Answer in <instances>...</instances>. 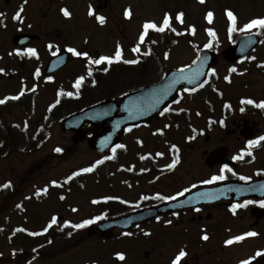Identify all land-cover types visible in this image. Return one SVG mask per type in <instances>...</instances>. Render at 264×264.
Instances as JSON below:
<instances>
[{
	"label": "flooded vegetation",
	"instance_id": "flooded-vegetation-1",
	"mask_svg": "<svg viewBox=\"0 0 264 264\" xmlns=\"http://www.w3.org/2000/svg\"><path fill=\"white\" fill-rule=\"evenodd\" d=\"M89 1L0 0V69L3 70L0 72V83L18 79L23 87L17 93L23 90V96L34 97L42 90L41 84L57 80L74 61H82L83 70L86 68L80 76L87 73V59L73 57L67 49L73 48V33H88ZM92 5L98 9V16L106 18L104 24L97 21V25L113 21L112 0ZM21 8L20 19H14ZM61 9H67L71 13L70 18H66ZM259 18H264V15ZM50 22L54 24L49 25ZM245 33L258 36L259 41L254 48L234 61L224 59L223 49H210L215 52L214 63L202 83L203 87L200 84L187 92V88L182 87L177 100L166 108L168 111H163V115L129 127L132 131L127 128L118 144L124 147L115 146V152L112 149V152L101 155L100 160L104 163L98 165L100 168L94 172L100 181L110 173L108 168L111 164L122 161V157L128 158L122 169L112 171L114 175L117 173V193L101 201L104 207H108L107 211H114L111 217L125 216L176 200L181 202L174 209L134 225L130 230L116 228L114 234L108 237L99 232L92 235L87 232L81 243L90 245L92 240L94 248L84 251L83 261L76 264H172L181 250L187 253L181 264H240L245 259L251 260L252 264H264V256H255L257 251L264 253V207L260 206V202L264 201V141L251 148L248 143L264 136V109L241 102L247 99L255 103L264 101V67H260L264 65V30L253 29ZM24 34L35 35V39L21 45L18 37ZM227 34L228 31L226 39ZM236 43L226 40L225 47ZM49 44L53 45L52 49L48 48ZM207 45L215 48L216 42L211 40ZM28 48H35L39 58L28 55ZM196 49L197 58L202 51L198 47ZM206 49L209 48L206 46L203 50ZM151 50V47H146L144 54L134 52V58L127 59L139 61L134 65L124 64L122 58L111 65L108 72H104L101 66L95 68L100 77L111 78L110 85L99 91L101 96L120 98V94L117 97L119 85L128 83L132 92L162 80L159 74L152 77ZM78 51L85 52L82 49ZM149 51L150 54H146ZM17 52L21 54L17 55ZM53 52L57 54L53 55ZM60 54H63L61 62H68L47 73L51 69L49 62ZM233 67L237 69L236 73L230 72ZM37 69L40 70V77L35 76ZM212 70H215V75H209ZM48 77L52 80L49 81ZM147 79L149 82L144 85L137 84ZM30 81H34V86L28 88ZM34 87L35 92L31 91ZM169 112L176 113L170 124L166 122L171 117ZM174 126L177 127L179 152L169 155L165 139L168 129ZM142 128L149 129L150 134H136ZM161 131L163 134H160ZM127 135L133 136L129 143L131 150L124 140ZM127 151L131 152L125 153ZM249 151L251 156L246 154ZM177 155L179 163L174 169H169L167 166ZM237 156L242 158L233 159ZM225 165L232 169V172L223 173L227 177L225 180L203 183L214 175L222 174L221 169ZM240 176L249 179L240 180ZM193 185L196 187L193 188ZM185 189L190 191L178 196ZM202 193L209 195L202 196ZM158 194L177 196V199H156ZM145 196L149 199H142ZM108 197L113 199L105 202ZM247 200L253 203L238 209L236 214L230 211L233 204H243ZM196 208L200 211H195ZM102 221H97L95 225ZM250 231L256 232L257 236L247 237L230 246L226 244L228 239ZM126 232L132 235H124ZM146 232L149 235H145ZM203 235L209 239H201ZM72 236L64 233L49 234L45 240L40 237L11 239L10 249L0 255V264H56L57 257L62 254L66 255L65 264H73L69 255L71 248L65 245L59 254L55 250L56 237L61 242H68ZM117 253H123L126 259L119 261Z\"/></svg>",
	"mask_w": 264,
	"mask_h": 264
},
{
	"label": "rangeland",
	"instance_id": "rangeland-1",
	"mask_svg": "<svg viewBox=\"0 0 264 264\" xmlns=\"http://www.w3.org/2000/svg\"><path fill=\"white\" fill-rule=\"evenodd\" d=\"M88 4L89 10L91 7L94 11V15L89 16L88 19V33H73L71 41L73 48L85 50L89 54V58L94 60L100 56L114 57L118 46L122 49V58L124 59L134 58L132 49L136 46L140 48L138 54H144L146 47H151L152 77L160 75V72H167L172 68L191 64L198 51L193 43L198 42L199 46L205 47L209 41L208 30L217 36L216 48L224 49L227 40V27L230 25L226 15L227 11H232L237 17L238 29L243 28L252 19L264 15V0H205L203 4L199 0H112L113 21H109L105 25H97L98 9L90 1ZM129 9L132 16L127 19L124 12ZM209 11L214 14L211 24L206 19V14ZM181 12L184 13L182 24L175 20L176 15ZM166 13L172 17L171 26L175 27L177 33L180 34L177 35L170 29H166L164 33L149 30L145 42L140 44L139 36L143 31V24L155 22L157 26H161ZM53 24L49 23V25ZM193 27L195 28L194 34L190 31ZM168 38L170 41L163 42ZM165 54H167V59H165ZM89 58H86L88 71L89 69L98 71L96 69H99L100 66L108 67L106 64L99 66L90 64ZM83 67L82 61H74L57 80L41 84L42 90L34 97L28 96L29 102L15 103V107L6 111H3L6 108H0V129L3 130H0V138L6 139L8 136L10 140L13 139L15 133H9L7 127L15 123L17 127L15 132L19 133L20 138L23 139V145H20L19 148L14 146L9 148L5 154L0 155V189H3L4 183L11 182V188L4 189L2 198H0V212L3 210L0 215V255L10 249L9 240L11 239L18 240L17 238L25 239V237L37 239L40 237L45 240L53 230L59 231L60 234L68 231L69 235H73L68 242L65 240L61 242L59 237H56L58 241L55 243V250L58 254L65 245L71 248L69 255L73 259V264L83 261L84 251L94 248L92 240L89 241L90 245L81 243L83 238H86L87 228L90 225L77 230L64 227V222L81 223L86 219L102 216L104 211L107 212L108 207H104L101 202L93 204L92 201H104L106 196L117 193V189H119L116 183L117 173L114 175L112 171L122 169L128 158L122 157V161L117 160L111 164L108 168L110 173L99 181L94 172L84 173L82 171L84 168L97 167L96 162L101 158V155L90 147L94 133L98 132L95 126L86 125L84 128L85 140L75 141L74 133L62 128L65 112H61L62 114L56 118L52 114L50 124L43 130H38L40 125L45 124L44 118L49 116L47 112L56 103L58 89H64L65 93L77 94L78 90L73 85L76 79L82 75L81 71L86 70V68L83 70ZM84 74L86 77L81 87L86 86L85 93L93 92L92 89L99 90V88L101 91L105 85H110L111 78L102 76L100 80L96 79L95 81L91 76H88V72ZM33 86L34 81H30L28 88ZM22 87L23 85L18 79L1 82L0 99L18 95L17 91ZM87 88L89 89L87 90ZM128 89V83L119 85L117 96L127 92ZM91 95L96 98L97 95L101 96V93L99 92L97 95L92 93ZM64 97L69 98L66 95ZM27 103L30 106L28 113L24 107ZM168 114L171 117L166 119V122L170 124L176 113L169 112ZM170 128L169 131L167 130L168 137L165 139V148L169 155H175L177 152L174 151L173 145L178 148L177 127ZM144 133L148 136L149 129H139L136 134L143 135ZM132 137V135L124 137L130 150L132 145L129 143ZM29 139L37 142L35 150L27 149L26 144ZM4 142L0 143V146ZM57 147L62 149L60 156L54 155ZM130 152L125 153L129 154ZM76 172H83L81 180L79 182L76 180L78 184L66 185L65 179ZM53 182L62 184V186L56 187ZM45 188L48 189L47 193L43 192ZM38 192L40 195H37ZM61 196L64 197L63 200L60 199ZM17 205H21V207H17ZM73 208L77 211L73 212ZM109 211L110 214L114 212L112 209ZM53 216L58 218V223L47 233L40 236H27L28 232H42ZM17 228H23L26 231L16 232ZM64 256L66 255H59L56 264H65L66 257Z\"/></svg>",
	"mask_w": 264,
	"mask_h": 264
},
{
	"label": "water",
	"instance_id": "water-1",
	"mask_svg": "<svg viewBox=\"0 0 264 264\" xmlns=\"http://www.w3.org/2000/svg\"><path fill=\"white\" fill-rule=\"evenodd\" d=\"M92 1L100 2L101 0ZM33 38H35L33 35H21L18 37V41L20 42L19 44L25 45ZM258 41L256 35H246L236 46L227 48L223 52V55L226 59L231 61L242 58L256 46ZM205 57L207 58L206 60ZM57 58H59V56ZM201 61H204L202 68L204 75L200 76L192 84H189L187 79H181L179 83L174 85V89L163 99L162 103L158 104L154 109L151 108V105L155 102L156 96L162 92L166 85L170 84L175 78L181 75V69L170 71L162 82L129 93L120 100H106L71 115L63 121V129L66 131H75L77 133L75 137L76 140H83L85 139V133L83 132L84 125L87 122L95 124L96 127L101 130V133L94 136L91 148L100 154H105L115 144L119 143L120 135L126 127L149 121L157 116L168 104L178 97V92L182 86L191 89L200 85L206 79L207 73L214 63V54L211 52H204L191 66L183 68V75L190 76L199 68ZM53 62L54 60L49 63V66H51ZM67 62L68 60L65 61V63ZM65 63L63 62L56 65V67H53L50 71H47V73L57 70ZM141 112L143 114H140ZM130 116H135V118H130ZM168 210L170 209H166L165 207L139 210L121 218L106 220L96 228H89L88 233L92 235L94 232H99L103 236L108 237L114 233L117 227L129 230L134 225L144 223Z\"/></svg>",
	"mask_w": 264,
	"mask_h": 264
},
{
	"label": "snow or ice",
	"instance_id": "snow-or-ice-1",
	"mask_svg": "<svg viewBox=\"0 0 264 264\" xmlns=\"http://www.w3.org/2000/svg\"><path fill=\"white\" fill-rule=\"evenodd\" d=\"M199 2L201 4H203L205 2V0H199ZM23 11V8H21L20 11H18L16 13V15L13 17L14 19L16 20H19L20 19V16H21V12ZM63 15L66 17V18H70L71 16V13L67 10V9H61ZM90 16L94 15V11L91 9L90 7V10H89V13H88ZM229 21H230V27L228 29L229 31V34L237 31V17L233 14L232 11H227L226 13ZM124 16L125 18L127 19H130L131 16H132V12L131 10H125L124 12ZM213 16L214 14L209 11L207 14H206V19L208 21L209 24H211L213 22ZM183 17H184V13H178L175 17V20L180 22L181 24L183 23ZM96 19L98 20V22L100 24H104L106 22V18L104 16H97ZM171 20H172V17L169 15V14H165L164 18H163V21H162V25L161 26H157V24L155 22H146L143 24V31L142 33L140 34L139 36V43L140 44H143L145 42V38L146 36L148 35L149 33V30H154L158 33H164L166 31V29H170L173 33H176L177 35H179L180 33H177V30L175 27H172L171 26ZM253 29H261V30H264V18H257V19H252L250 22L246 23L243 28L239 29L241 32H249ZM190 31L194 34L195 33V28H191ZM209 34L212 35V36H215V33L212 32L211 30H209ZM53 45L52 44H49L48 45V48L49 49H52ZM208 47H211V45H208ZM67 51L73 56V57H85V58H89V54L87 52H80L78 51L77 49L75 48H71L69 47L67 49ZM133 52L135 53H139L140 52V48L139 46H136L132 49ZM243 51V49H242ZM17 55H20L21 53L20 52H17L16 53ZM27 54L32 56V57H36V58H39L38 57V54H37V50L35 48H28L27 49ZM57 53L56 52H53V55H56ZM146 54H150V51L149 53H146ZM167 54H165V59H167ZM207 58L205 57V60ZM252 59H255V57H252ZM122 60V49L118 46L116 51H115V55L114 57H108V56H100L98 59H90L89 58V63L90 64H95L97 66L99 65H103V64H106L108 67H105L103 69L104 72H108L109 71V67L111 65H113L114 63H117V62H120ZM122 62L124 64H128V65H134V64H137L139 63L138 60H127V59H124L122 60ZM203 65H204V61H201V64L199 66V68L190 76H185L183 75L184 73V69H181L180 70V73L181 75H179L177 78H175L170 84L166 85L165 88L162 90V92L160 94H158L155 98V102L151 105V108L154 109L158 104L162 103L163 99H165L167 97V95L174 89V85L176 83H179V81L181 79H187L188 83L189 84H192L194 83L200 76L204 75L203 71H202V68H203ZM260 67H264V65H260ZM3 70L0 69V72H2ZM230 72L232 73H236L237 72V69L235 67L231 68L230 69ZM92 70L89 69L88 71V76H92ZM41 73H40V70L37 69L36 72H35V76L36 77H40ZM209 75H215V70H212L211 73H209ZM226 80H229L228 77H225ZM48 80L51 81L52 80V77H48ZM85 81V77L84 76H80L76 79L73 87L76 88L77 90H79L82 86V84L84 83ZM230 82V80H229ZM94 83V82H93ZM201 87H203V84H201ZM31 91L35 92L36 89L35 87L31 89ZM185 91H189L188 89H185ZM24 91L21 90V92L16 95V96H10V97H6L5 99H0V105H3L5 104L8 100H19L23 95H24ZM58 96H68V97H72L73 96V93L72 92H63V91H60L58 92L57 94ZM242 103L244 104H249V105H254L255 107L257 108H261V109H264V101L260 102V103H255L253 100L251 99H247V100H243L241 101ZM60 101L57 100L56 101V104H59ZM177 103H179V101H177ZM56 104H53L52 107H55ZM226 107H229L228 105H226ZM165 111H168V109H165ZM243 111V109H242ZM140 114H143L142 112ZM161 115H163V112L161 113ZM130 118H135V116H130ZM27 123V122H26ZM118 126V125H117ZM128 131H132L131 128L128 129ZM160 134H163V132L161 131ZM261 141H264V136H261L258 140H250L248 143H249V148L253 147V146H256V145H259ZM117 148H123L124 146L123 145H117L116 146ZM173 149L175 152H179V149L176 148L175 145H173ZM55 152L57 153H61L62 152V149L57 147L55 148ZM113 152H115V149H113ZM247 155L251 156L252 153L249 151L246 153ZM157 155H161V154H157ZM113 157H106L105 159H112ZM142 159L146 158V157H141ZM242 157L241 156H237V157H233V159H241ZM104 163V160H99L96 162V165H100V164H103ZM179 163V156L177 155L176 158L173 160V162L171 164H169L167 167L169 169H174L176 167V165ZM95 167V166H94ZM94 167H88V168H84L82 171L84 173H91L94 171ZM227 171V172H232V169L229 168L227 165L224 166V168L221 169V173L220 175H214L211 177V179H208V180H205L203 181L204 184H212L216 181H223L225 180L227 177L225 175H223V173ZM235 175V173H233ZM81 175V172H76V173H73V176H70L68 177V179L65 181L66 183L68 181H71L75 176H79ZM240 180H248L249 178L248 177H245V176H240L239 177ZM53 184L55 186H60V185H57L56 182H53ZM193 188L196 187V185H193L192 186ZM2 188L3 189H9L11 188V183L10 182H7V183H4L2 185ZM48 189L45 188L43 189V192L44 193H47ZM187 191H190V189H185L184 191L178 193V196H183L185 192ZM37 195H40V192L37 193ZM202 196H207L209 194L207 193H202L201 194ZM156 199H160V200H175L177 199V196H171V197H165L163 195H157L155 197ZM61 200L64 199L63 196L60 197ZM108 199H113L112 197H108L106 198L105 202H107ZM142 199L144 200H147L149 199V197L145 196L143 197ZM101 201L99 200H93L92 203L93 204H98L100 203ZM121 202H124V201H121ZM253 201L251 200H247L245 201L243 204H233L230 208V211L233 213V214H236L237 210L240 209V208H244V207H247L248 205L252 204ZM260 206L261 207H264V201H261L260 202ZM17 207H21V205H17ZM73 212H76L77 209L73 208L72 209ZM195 211L199 212L200 209L199 208H196ZM105 217L104 216H97L95 217L94 219H86L84 221H82L81 223H75V224H72L68 221H65L64 222V227H71L73 229H84L86 227H88L89 225H92V224H95L97 221H100V220H103ZM58 223V218L56 216H53L50 220V222L48 223V225L43 229L42 232H28L27 234L29 236H40V235H44L45 233H47V231L49 229H51L54 225H57ZM16 232H25L26 230L23 229V228H17L15 229ZM124 235L126 236H130L132 235V233L130 232H126L124 233ZM145 235H149V233H145ZM257 236V233L256 232H247L246 234L244 235H238L232 239H228L226 241V244L227 245H233L234 243H238V242H241L243 240H245L247 237H255ZM201 239L207 241L209 239V237L207 235H203L201 237ZM13 255H15V253H13ZM187 256V253L186 251L184 250H181L178 255H176L175 259H173L172 261V264H181V261ZM255 256L256 257H260V256H264V253L262 252H259L257 251L255 253ZM116 259H118L119 261H124L126 259L125 255L123 253H117L116 254ZM240 264H252L251 260H242L240 262Z\"/></svg>",
	"mask_w": 264,
	"mask_h": 264
},
{
	"label": "trees",
	"instance_id": "trees-1",
	"mask_svg": "<svg viewBox=\"0 0 264 264\" xmlns=\"http://www.w3.org/2000/svg\"><path fill=\"white\" fill-rule=\"evenodd\" d=\"M168 41H170L169 38L167 40H164L163 42L166 43ZM147 82H149L148 79H147V81L137 82V84L138 85H144ZM88 89L89 88H87V90ZM92 91L93 92H86V93L84 91V93H82L78 97H69V98H62L61 97V98H59L60 103L56 104V106L51 110V112H49V114H48L49 116L44 118V122H51L50 120H51L52 114H53V117H55V118H56V116L61 115L62 114L61 112H65V115H69V114H71L72 112H74L76 110L82 109V108H84V107H86V106H88L90 104H93V103H96L97 101L105 99L104 97L97 95V94H99V90H93L92 89ZM92 93L97 95V97L96 98L93 97L91 95ZM23 102H25V100ZM12 104H14V103H8L6 106L0 107V108H2V109L6 108V109L9 110V109L13 108L14 105H12ZM27 105L28 104H25L24 107L27 106ZM15 128L16 127L14 126V124H12V125L7 127L9 133L10 132H14L15 133V137L13 139L10 140L8 136H7L6 139H4L2 137L0 138V143L6 141L0 146V155L5 154L9 148H13L14 146L19 148L20 145H23V143H22L23 139L20 138V134L19 133L15 132L16 131ZM0 130L3 131L2 129H0ZM26 146H27V149H29V150H35L37 144L34 143L33 141H31V139H29V142H27ZM3 190L4 189H0V198H2V195L4 193ZM2 213H3V210H2V212H0V215ZM106 216H108V214H106Z\"/></svg>",
	"mask_w": 264,
	"mask_h": 264
}]
</instances>
